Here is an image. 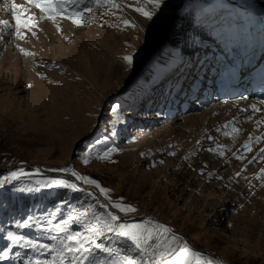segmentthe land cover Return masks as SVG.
<instances>
[{
	"label": "rangeland",
	"instance_id": "rangeland-1",
	"mask_svg": "<svg viewBox=\"0 0 264 264\" xmlns=\"http://www.w3.org/2000/svg\"><path fill=\"white\" fill-rule=\"evenodd\" d=\"M3 1L0 21L12 25L0 24V180L18 176L0 184V192L46 193L54 204L11 211L7 224H0V264H81L68 251L78 245L73 235L93 248L83 264H125L126 257L154 264L156 242L173 234L147 217L113 220L116 215L79 184L113 209L116 202L135 209H116L121 214L159 217L231 264H264V107L243 106L236 96L227 99L230 107L224 98L199 109L169 83L172 73L181 77L190 64L188 78L196 75L204 84L200 95L229 86L263 93L264 0H164L160 9L147 0H114L119 7L113 0H76L61 14L42 12L28 0ZM136 7L155 15L148 20ZM74 11L81 13L80 24L68 18ZM16 12L20 35L9 16ZM215 103L224 107L213 114ZM29 163L55 173L24 166ZM72 172L97 180L108 195ZM52 179L77 188L45 187ZM6 205L0 199V210ZM120 223L154 229L153 237L137 248L107 231L108 224ZM93 227L102 233L96 242L111 251L85 240ZM192 249L202 261L223 264Z\"/></svg>",
	"mask_w": 264,
	"mask_h": 264
},
{
	"label": "snow or ice",
	"instance_id": "snow-or-ice-1",
	"mask_svg": "<svg viewBox=\"0 0 264 264\" xmlns=\"http://www.w3.org/2000/svg\"><path fill=\"white\" fill-rule=\"evenodd\" d=\"M28 2L34 4V6L40 9L42 12L61 14L67 11L65 5H69L70 3L75 4L76 0H28ZM147 3L151 4L155 9H160L162 4L164 3V0H147ZM113 6L119 7V5L114 3V0H113ZM17 7H21V6L13 4V8H17ZM135 10L144 17H146L148 20H151L155 15L154 11H149L145 7H136ZM84 11H91V9L85 7ZM80 16H81L80 12L74 11L71 13V15H69L68 18L72 19L74 23L78 24L80 23V19H79ZM15 20L17 25L16 27L17 35H20V31H19V26L21 23L20 16L15 15ZM123 23L128 24L129 21H124ZM0 24L8 25L9 21L7 20L0 21ZM24 26L25 27L29 26L28 21L24 22ZM27 54L31 55V53H27ZM125 60L131 63L132 57L126 56ZM252 107L255 109V105H253ZM245 147L247 148V145H245ZM261 151L264 152V149H262ZM221 155H223V153H221ZM104 158H107V154H105ZM65 170L66 169H61V171H65ZM261 171H264V169H262ZM19 174H23V172L21 171ZM72 175L75 176L77 180H82L85 184L94 185L96 188L99 189L100 193L104 195H108L110 191L108 188L101 187L100 183L97 180L92 179L88 176H83L76 172H72ZM237 175H239V173ZM17 176L18 173L13 172L11 173V178L6 177L3 180H0V184L11 183V180L16 179ZM37 183H41V182L37 181ZM43 183L45 187L56 186L61 188H71L73 190H76L77 188L76 184L69 183L68 181L65 180L52 179V180L44 181ZM122 199L123 198H121V200ZM112 206L116 209H119L122 212L135 211V209L132 208L131 205H126L121 202H116ZM112 219L119 220L120 218L118 216H113ZM28 222L29 220L24 221L25 224H27ZM156 227L162 229L164 233H168L170 231V229L165 227L163 224H159ZM141 229L142 226L139 224L127 225L124 223H120L116 225H111V224L107 225L108 232H115L118 236L127 238L128 240L132 241L137 248H141L143 244H146L153 237L154 229H144L143 231ZM89 233L90 235L85 237L86 241L94 245L96 249H102L103 251H111L103 244L96 242L95 237L102 234L97 228L95 227L90 228ZM9 235L11 236L12 234L9 233ZM70 239L77 240L78 245L75 248H69L68 251L70 253L78 254L74 257V259L81 260V264H83V261L89 259V254L93 251V248L86 246L84 242H79V237L76 235L71 236ZM181 239H182L181 237L173 235L171 236L170 239L158 240L156 242V248L158 249V251L154 252L153 254L156 257L154 264H212L211 260L202 261V254L188 247L187 243H184L178 247H174L173 245L178 244V242ZM43 247H47V245H43ZM58 255H60L61 258H63V253H58ZM92 264H101V262L93 260ZM125 264H136V262L134 259L126 257Z\"/></svg>",
	"mask_w": 264,
	"mask_h": 264
},
{
	"label": "bare ground",
	"instance_id": "bare-ground-1",
	"mask_svg": "<svg viewBox=\"0 0 264 264\" xmlns=\"http://www.w3.org/2000/svg\"><path fill=\"white\" fill-rule=\"evenodd\" d=\"M5 1V0H4ZM4 1H3V3H4ZM17 1V0H16ZM25 2V1H24ZM6 3H7V1H6ZM12 3V2H11ZM78 4H79V2H77ZM9 4V3H8ZM25 4V3H24ZM17 5V4H16ZM19 5V4H18ZM82 5V4H81ZM6 6V5H5ZM87 7V6H86ZM68 8V7H67ZM74 8V7H73ZM2 10H3V8H1ZM7 9V8H6ZM75 9V8H74ZM80 9V8H79ZM8 10H9V8H8ZM11 10V9H10ZM9 10V11H10ZM22 10V9H21ZM36 10H38V9H36ZM16 11V10H15ZM68 11V10H67ZM2 12V11H1ZM77 12V11H76ZM9 13V12H8ZM17 13V12H16ZM67 13V12H66ZM15 14V13H14ZM14 14H9V16H11L12 17V19H13V21H15V18L13 17V15ZM17 15H18V13H17ZM15 16V15H14ZM37 16V15H36ZM88 16H90V15H88ZM6 17V16H5ZM10 17V18H11ZM85 17V16H84ZM10 18H9V20H10ZM81 18V17H80ZM88 18V17H87ZM22 21V20H21ZM12 22V21H11ZM53 22V21H52ZM63 22V21H62ZM15 23V22H14ZM81 23V22H80ZM80 23H78V24H80ZM11 25H12V23H10ZM10 24H8V25H10ZM16 24V23H15ZM22 24V23H21ZM36 24V23H35ZM83 24V23H82ZM57 25V24H56ZM73 25H74V23H73ZM76 25V24H75ZM3 26H6V25H3ZM2 26V27H3ZM13 27H14V25H13ZM12 27V28H13ZM15 27H16V25H15ZM14 27V28H15ZM29 27V26H28ZM27 27V28H28ZM59 27V26H58ZM86 27H87V25H86ZM6 28V27H5ZM14 28H13V30H14ZM54 28V27H53ZM57 28V27H56ZM68 28V27H67ZM16 29V28H15ZM41 29V28H40ZM45 29V28H44ZM6 30V29H5ZM4 30V31H5ZM10 31H11V29H9ZM61 30V29H60ZM48 31V30H47ZM32 32V31H31ZM35 32V31H34ZM41 32V31H40ZM73 32V31H72ZM79 32V31H78ZM74 33V32H73ZM32 34V33H31ZM7 35V34H6ZM5 35V36H6ZM25 36V35H24ZM41 36V35H40ZM35 37V36H34ZM38 37V36H37ZM46 37V36H45ZM36 38V37H35ZM49 38V37H48ZM54 38V37H53ZM66 38V37H65ZM64 39V38H63ZM2 40V39H1ZM9 40V39H8ZM14 40V39H13ZM46 40V39H45ZM65 40V39H64ZM19 41V40H18ZM23 41V40H22ZM50 42V41H49ZM33 44V43H32ZM35 45V44H34ZM9 46V45H8ZM12 46V45H11ZM52 47V46H51ZM55 47V46H54ZM26 50V49H25ZM6 51H7V49H6ZM34 51V50H33ZM244 51L245 50H243L242 51V53H244ZM16 55V54H15ZM19 55V54H18ZM45 55H47V54H45ZM50 56V55H49ZM2 57V56H1ZM1 57H0V59H1ZM26 60V59H25ZM22 61V60H21ZM17 62V61H16ZM34 62V61H33ZM57 62V61H56ZM1 63V62H0ZM64 63V62H63ZM9 64V63H8ZM29 64V63H28ZM36 65V64H35ZM3 66V65H2ZM50 66H53V65H50ZM1 67V66H0ZM10 67V66H9ZM24 67V66H23ZM1 70H4V69H1ZM18 70V69H17ZM7 71V70H6ZM21 73V72H20ZM240 73H241V71H240ZM12 74V73H11ZM36 74H38V73H36ZM9 75V74H8ZM21 77V76H20ZM41 77V76H40ZM8 78V77H7ZM178 78H180L179 76H178ZM175 79V81H177V82H179V79ZM12 80V79H11ZM40 81V80H39ZM30 82V81H29ZM168 82V81H167ZM236 82V81H235ZM197 83H198V81H197ZM238 83V82H237ZM240 84H243V82H240ZM43 85V84H42ZM4 86V85H3ZM30 86H31V84H30ZM45 86V85H44ZM16 87V86H15ZM28 87V86H27ZM240 88L239 89H237V90H232V89H229L230 88V86L229 87H223V89L222 90H219L216 94H206V93H201V95L199 94V98L198 97H196L197 99H196V106H197V108H201V109H203V108H206V107H208V105H209V102H214V101H219V100H222V99H224V98H226V100H224V103H225V108L226 107H230V105H232L231 104V102L230 101H228L227 99H231V98H234V97H236V96H239L238 97V99H242V105L244 104V105H246L247 107H250V108H253L252 106L253 105H255V108L256 107H258V109H259V107L261 106L262 107V109H263V107H264V102H263V99H264V92L263 93H260L259 91H257L256 89H254V88H250V87H246V88H244V87H242V86H239ZM6 88V87H5ZM12 88V87H11ZM34 88V87H33ZM45 88V87H44ZM26 89V88H25ZM28 89V88H27ZM30 89H32V88H30ZM196 89H197V86L195 87V88H193V89H191L190 90V92H193L194 90L196 91ZM3 90V89H2ZM175 91H176V89H175ZM180 95V94H179ZM178 95V96H179ZM250 98H252L253 99V103H251V99ZM235 99V98H234ZM237 99V98H236ZM248 99V100H247ZM16 103V102H15ZM186 103V102H185ZM224 103H222V104H224ZM11 104V103H10ZM221 104V103H220ZM243 105V106H244ZM224 107V106H223ZM222 106H220V105H217L216 103L215 104H212L210 107H209V111H213V114H214V112H216L217 110H221V108H223ZM231 109V108H230ZM251 110V109H250ZM243 111H244V113H245V108H243ZM253 111V110H252ZM251 113V112H250ZM250 113H248V116H249V114ZM223 114V113H222ZM236 114V113H235ZM238 114V113H237ZM236 114V115H237ZM245 114H247V113H245ZM212 116V115H211ZM245 116V115H244ZM214 117V116H213ZM239 117V116H238ZM198 118V117H197ZM207 118V117H206ZM220 118H221V116H220ZM236 118V117H235ZM234 118V119H235ZM245 118H246V116H245ZM233 119V118H232ZM189 120V119H188ZM240 120V119H239ZM200 121V120H199ZM201 122V121H200ZM183 123V122H182ZM202 123L204 124L205 123V119H203V121H202ZM220 123V122H219ZM202 124V125H203ZM196 125V124H195ZM201 124H200V127L202 126ZM210 125V124H209ZM240 125V124H239ZM248 125V124H247ZM197 126V125H196ZM206 126V125H205ZM199 127V128H200ZM203 127V126H202ZM245 128V127H244ZM243 128V129H244ZM164 129V128H163ZM238 129V128H237ZM252 129V128H251ZM177 130V129H176ZM198 130V129H197ZM201 130V129H200ZM257 130V129H256ZM262 130V129H261ZM203 131V130H202ZM201 131V132H202ZM250 131V130H249ZM184 132V131H183ZM206 132V131H205ZM260 132V131H259ZM205 134V133H204ZM224 134V133H223ZM196 136V135H195ZM198 136H200V135H198ZM165 137V136H164ZM193 137V136H192ZM194 139V138H193ZM216 140V139H215ZM209 141V140H208ZM210 141H212V140H210ZM248 141V140H247ZM264 141V140H263ZM262 141V142H263ZM195 142V141H194ZM206 143V142H205ZM210 143V142H209ZM208 144V143H207ZM246 144V143H245ZM261 144V143H260ZM165 145V144H164ZM195 145V144H194ZM202 147V146H201ZM242 147V146H241ZM261 147V146H260ZM188 149V148H187ZM232 151V150H231ZM253 151V150H252ZM194 153V152H193ZM229 153V152H228ZM252 154V153H251ZM250 154V155H251ZM192 155V154H191ZM212 157V156H211ZM249 157V156H248ZM206 159V158H205ZM258 159V158H257ZM204 160V159H203ZM221 161V160H220ZM208 162V161H207ZM240 162H242V161H240ZM186 164V163H185ZM210 164V163H209ZM244 164V163H243ZM242 164V165H243ZM234 165H236V164H234ZM246 165V164H245ZM261 165V164H260ZM184 166V165H183ZM205 166V165H204ZM214 166V165H213ZM190 167V166H189ZM203 167V166H202ZM238 167H240V166H238ZM258 168V167H257ZM232 169V168H231ZM241 170V169H240ZM257 170V169H256ZM181 171V170H180ZM239 171V170H238ZM242 171V170H241ZM211 172V171H210ZM183 173V172H182ZM231 173V172H230ZM63 174V173H62ZM204 175V174H203ZM235 176V175H234ZM229 177V176H228ZM253 177V176H252ZM231 178V177H230ZM236 178V177H235ZM242 178V177H241ZM164 179V178H163ZM162 179V180H163ZM232 185V184H231ZM247 186V185H246ZM245 186V187H246ZM250 186V185H249ZM81 187V186H80ZM85 187V186H84ZM82 188V187H81ZM239 188V187H238ZM83 190H86V189H84V188H82ZM88 191V190H87ZM242 192V191H241ZM230 193V192H229ZM234 194V193H233ZM245 194V193H244ZM251 194V193H250ZM235 195V194H234ZM240 196V195H239ZM95 197V196H94ZM258 197V196H257ZM96 198V197H95ZM97 199V198H96ZM232 200V199H231ZM264 200V199H263ZM102 203V202H101ZM231 203V202H230ZM256 203V202H255ZM103 204V203H102ZM105 205V204H104ZM106 206V205H105ZM258 207H260V206H258ZM231 209V208H230ZM249 212V211H248ZM230 213V212H229ZM230 217V216H229ZM237 217V216H236ZM260 218V217H259ZM246 219V218H245ZM241 220H242V216H241ZM157 222V221H156ZM158 224H160L159 222H157ZM249 225V224H248ZM245 227V226H244ZM237 228V227H236ZM249 230V229H248ZM235 232V231H234ZM241 234V233H240ZM249 234V233H248ZM246 236V235H245ZM231 237V236H230ZM233 237V236H232ZM247 237V236H246ZM219 260V259H218ZM220 261V260H219ZM221 262V261H220ZM222 263V262H221Z\"/></svg>",
	"mask_w": 264,
	"mask_h": 264
},
{
	"label": "water",
	"instance_id": "water-1",
	"mask_svg": "<svg viewBox=\"0 0 264 264\" xmlns=\"http://www.w3.org/2000/svg\"><path fill=\"white\" fill-rule=\"evenodd\" d=\"M98 124H99V115L97 116V120H96L95 126L93 128V131L91 132V134L89 136H91L94 133L95 129L98 127ZM84 139H85V137L80 138L79 141L76 143V145L78 143H81ZM24 166H34V167L38 168L39 170H41L43 172L55 173V172H51V171L46 170L41 164H37V163L24 164ZM69 177L72 178L71 176H69ZM79 186H81L82 188H84L86 190H89L100 202L105 204L106 207L111 212H113L116 216H118L120 219L140 220V219H143V218H146V217L150 218L151 220L157 221L160 224H163L165 227L169 228L170 229L169 233H171V234H173L175 236L181 237L184 240V242L187 243V245L191 246L192 248H195V249L203 251V252H207V253L217 257L223 264H231V263L227 262L223 257H221L216 252H214V251H212L210 249H204V248H200V247H197V246L193 245L184 233L176 230L170 223L163 221L159 217H157V216H155L153 214H150V213H142L140 215H137V214H121L118 210L113 209L109 205V203L107 201H105L95 190H93L90 187H84L81 184H79Z\"/></svg>",
	"mask_w": 264,
	"mask_h": 264
},
{
	"label": "trees",
	"instance_id": "trees-1",
	"mask_svg": "<svg viewBox=\"0 0 264 264\" xmlns=\"http://www.w3.org/2000/svg\"><path fill=\"white\" fill-rule=\"evenodd\" d=\"M0 199L6 202V207L0 210V224L5 226L8 222L9 215L13 210L27 211L29 207L37 202L47 203L48 207H51L54 202L46 194H33V195H23V194H7L6 192H0Z\"/></svg>",
	"mask_w": 264,
	"mask_h": 264
}]
</instances>
